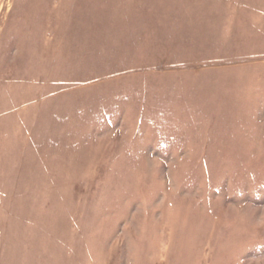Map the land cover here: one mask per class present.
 Listing matches in <instances>:
<instances>
[{"label": "rangeland", "instance_id": "obj_1", "mask_svg": "<svg viewBox=\"0 0 264 264\" xmlns=\"http://www.w3.org/2000/svg\"><path fill=\"white\" fill-rule=\"evenodd\" d=\"M0 264H264V0H0Z\"/></svg>", "mask_w": 264, "mask_h": 264}]
</instances>
